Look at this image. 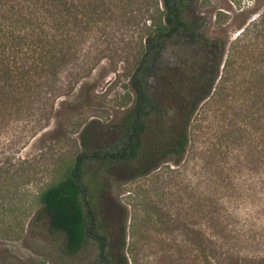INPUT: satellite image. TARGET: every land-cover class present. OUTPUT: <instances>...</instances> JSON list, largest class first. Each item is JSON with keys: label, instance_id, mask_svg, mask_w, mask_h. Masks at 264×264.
Listing matches in <instances>:
<instances>
[{"label": "trees", "instance_id": "obj_1", "mask_svg": "<svg viewBox=\"0 0 264 264\" xmlns=\"http://www.w3.org/2000/svg\"><path fill=\"white\" fill-rule=\"evenodd\" d=\"M206 22L198 0H0V135L10 122H24L36 111L50 108L55 115L54 102L72 96L113 48L131 51L132 98L118 125L104 130L116 138L93 147L94 122L86 124L80 150L39 196L49 232L63 236L66 256L89 248L93 264H128L125 227L113 248L100 201L109 180L132 181L185 162L191 123L211 96L226 53L225 40L204 34ZM253 26L238 42L264 40V13ZM85 45L102 48L83 55ZM171 53L178 63H168ZM260 57L264 65V48ZM83 89L82 84L79 92ZM42 119L36 121L39 131ZM254 212L250 219L222 225L227 218L220 221L214 209L209 233L192 232L194 262L264 264V205Z\"/></svg>", "mask_w": 264, "mask_h": 264}, {"label": "rangeland", "instance_id": "obj_2", "mask_svg": "<svg viewBox=\"0 0 264 264\" xmlns=\"http://www.w3.org/2000/svg\"><path fill=\"white\" fill-rule=\"evenodd\" d=\"M198 3L207 21L204 34L220 37L227 46L212 94L191 123L185 162L180 167L166 164L132 181L124 176L109 180L100 201L113 248L118 230L125 227L123 253L128 264H204L202 259L194 262L192 232L199 230L204 237L209 233L214 209L215 216L222 209L220 221L227 218L225 225L245 215L250 219L264 205V40L252 36L238 42L244 30L253 31L264 13V0ZM88 46H83V55H95L102 48ZM111 52L72 96L54 102L55 115H50V108L36 111L24 122H10L1 133L0 264H93L89 248L74 257L63 253L64 238L49 232L39 196L80 150L86 124L94 122L89 129L93 147L116 138L104 130L118 125L132 98V61L127 59L131 51L122 53L116 47ZM174 54L168 63H178ZM63 77L70 80V72ZM72 102L75 105L68 106ZM39 116L42 131L36 123Z\"/></svg>", "mask_w": 264, "mask_h": 264}]
</instances>
